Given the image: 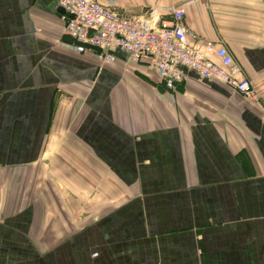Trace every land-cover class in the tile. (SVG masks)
<instances>
[{
    "label": "crops",
    "instance_id": "crops-1",
    "mask_svg": "<svg viewBox=\"0 0 264 264\" xmlns=\"http://www.w3.org/2000/svg\"><path fill=\"white\" fill-rule=\"evenodd\" d=\"M114 1L184 6L187 44L225 46L259 100L99 64L59 0H0V264H264V0Z\"/></svg>",
    "mask_w": 264,
    "mask_h": 264
},
{
    "label": "built area",
    "instance_id": "built-area-1",
    "mask_svg": "<svg viewBox=\"0 0 264 264\" xmlns=\"http://www.w3.org/2000/svg\"><path fill=\"white\" fill-rule=\"evenodd\" d=\"M66 15L64 35L69 49L89 55L99 64L112 63L114 51L125 53L130 62H148L164 86L173 90L184 82V69L206 80L229 86L245 98L258 102L259 97L241 67L223 45L207 41L202 47L186 42L182 22L184 6L172 10L170 18L144 20L119 14L114 0L105 4L96 0H59Z\"/></svg>",
    "mask_w": 264,
    "mask_h": 264
}]
</instances>
